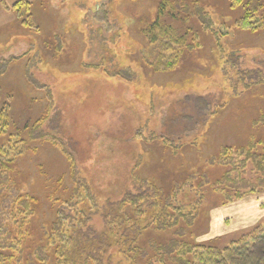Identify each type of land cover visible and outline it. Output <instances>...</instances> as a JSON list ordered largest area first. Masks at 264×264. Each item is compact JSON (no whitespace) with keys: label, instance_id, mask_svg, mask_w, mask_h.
<instances>
[{"label":"rangeland","instance_id":"rangeland-1","mask_svg":"<svg viewBox=\"0 0 264 264\" xmlns=\"http://www.w3.org/2000/svg\"><path fill=\"white\" fill-rule=\"evenodd\" d=\"M18 1L0 0V63L16 57L0 75V106L11 104L18 126L10 144L21 153L13 161V184L0 177V224L9 223L10 204L18 195L34 198L35 215L25 260L13 264H38L42 247L53 254L49 238L56 236L51 233L57 232V216L75 187L61 149L30 138L39 118L40 131L59 138L73 154L77 182L95 198L81 207L85 219L72 211L76 219L63 227L71 240L68 262L82 264L93 245L103 244L104 264H146L151 244L169 240L172 231L145 227L154 214L149 205L147 219L138 220L131 210L121 214L120 202L152 185L170 192L187 180L196 187L204 177L211 183L222 171L211 165L222 146L264 139V82L248 89L238 75L264 77V26L237 28L246 9L231 0ZM171 1L189 4V11ZM244 1L264 21V0ZM156 22L172 25L182 41L194 45L173 70L158 72L146 62L154 59L148 28ZM8 141L9 136L1 137L0 146L12 152ZM183 185L175 205L191 208L201 200L197 222L185 233L189 239L225 246L264 222V191L220 206L210 186L200 192ZM244 202L263 214L243 215L237 206ZM110 214L111 221L127 215L133 223L122 222L117 231L108 223ZM132 245L137 250L129 253Z\"/></svg>","mask_w":264,"mask_h":264},{"label":"trees","instance_id":"trees-1","mask_svg":"<svg viewBox=\"0 0 264 264\" xmlns=\"http://www.w3.org/2000/svg\"><path fill=\"white\" fill-rule=\"evenodd\" d=\"M21 1H18L17 4L20 5ZM231 2L233 6L245 5L246 9L244 15L236 21L237 28L251 31L263 28L264 21L262 23L257 19V14L254 13V11L258 12L256 8L253 11L249 9V2H247V5L244 0H231ZM26 3L30 4L29 2ZM171 5L174 8L183 9V11H189L190 8L189 4H182L178 1H171ZM197 13L205 25L212 29V22L206 20L204 12L200 10ZM148 29V38L150 43L154 45L155 54L153 62H150V59H147L146 62L153 65L158 72L173 70L178 65L182 52L185 49L193 50L194 45L188 44L186 40L182 41V36L170 24H157L156 22ZM214 34L217 38L220 36L218 31H215ZM15 59L16 57H12L10 60L0 63V75ZM231 60L236 62L238 59L233 57ZM238 75L242 84L248 89H251L254 83L264 82V77L253 72L239 71ZM245 75L248 76L250 82H246L247 77H244ZM124 76L128 77L127 74H124ZM46 92L50 104H52V94L48 89ZM11 108L8 101L0 106V138L9 136L7 144L10 145L9 148L12 151L6 152L4 144L0 146V177L6 175L5 180L13 184V161H16L21 153H19V147L10 144L13 143V130L18 126ZM42 123L43 118H39L31 125L29 129L30 138L33 140H47L61 149L69 162L70 176L72 181H75V187L72 189V195L68 199L67 205L60 209L57 216V232L51 233L56 236L49 238L48 244H51V248L54 250L53 254L50 256V253H47L46 249L42 247L38 249L36 258L40 262L38 264H70L67 260V248L71 240L67 238L63 227L66 230L69 227L68 225H71L76 219L72 215V211H76L77 216L85 219V210L81 207L89 205L95 198L90 190L86 188V185L83 186L77 182V164L73 154L68 151L66 145L59 138L42 133L40 131ZM166 143L172 144L167 140ZM174 147L177 152H180L181 147ZM9 153L11 158H9ZM216 156L211 165L219 166L222 171L213 182L209 183L204 177V182L198 183L199 187H196L192 180H187L181 185L190 184L191 189L200 192L205 185L210 186L218 197V205L220 206L232 204L246 196L264 191V139L253 137L244 145H224L219 149ZM247 174L252 176H247ZM181 185L170 192L152 185L139 194H126L120 202L119 212L124 214L127 210H131L138 220L147 219L148 212L145 210V206L149 205L154 210V214H152L151 222L145 227H154L159 232L172 231L169 240L151 244V251L144 255L146 264H155V260L158 261V264H264V222L259 223L239 239L225 246L197 242L194 236L189 239L185 233H188L187 230H191L197 222L196 214L200 210L201 200L198 201L199 203L195 207L191 208L181 204L175 205L177 195L182 191ZM32 200L34 201V198L32 199L28 195H18L10 204V221L7 225L5 224V227L0 224V228H3V232H5L3 236L0 233V264H13L24 257L23 251L30 242L29 233L34 227L35 208ZM111 218L112 214L108 216V223L117 231L121 229L122 222L133 223L132 217L127 215L124 220L119 218L111 221ZM5 235L6 238H4ZM55 238H58V241ZM6 240H9V242H6ZM134 245L129 248V253L137 250V245L136 247ZM105 248L106 246L103 244H100L99 249H96V246L93 245L92 251L82 264H104L101 254L105 253ZM31 264H36V262ZM73 264L79 263L75 262Z\"/></svg>","mask_w":264,"mask_h":264},{"label":"crops","instance_id":"crops-1","mask_svg":"<svg viewBox=\"0 0 264 264\" xmlns=\"http://www.w3.org/2000/svg\"><path fill=\"white\" fill-rule=\"evenodd\" d=\"M247 197V196H246ZM244 199V198H243ZM243 199H241V200H239V201H236L234 204H239L240 202H242V201H244ZM253 203H251L250 202V204H246L245 202H244V204H240V205H238L237 206V209L238 210H242V209H244V211H243V215H246L247 213H249V214H263V213H261V210H259V209H257L255 206H253L252 205ZM249 206H252V207H250L249 208ZM261 216V215H260ZM260 216H259V218H260Z\"/></svg>","mask_w":264,"mask_h":264}]
</instances>
